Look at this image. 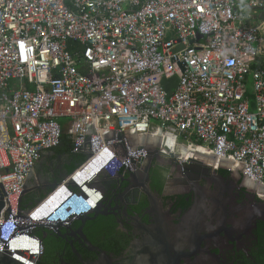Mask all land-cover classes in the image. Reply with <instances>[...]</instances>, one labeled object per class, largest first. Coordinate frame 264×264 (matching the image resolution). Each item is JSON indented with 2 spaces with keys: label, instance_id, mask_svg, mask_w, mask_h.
<instances>
[{
  "label": "built area",
  "instance_id": "1",
  "mask_svg": "<svg viewBox=\"0 0 264 264\" xmlns=\"http://www.w3.org/2000/svg\"><path fill=\"white\" fill-rule=\"evenodd\" d=\"M172 78L168 95L161 81ZM64 134L83 162L21 209ZM188 150L264 187V0H0V254L38 264L37 234L56 232L31 221L46 202L76 221L71 211H95L104 180L150 152L190 164ZM63 186L86 196L59 200Z\"/></svg>",
  "mask_w": 264,
  "mask_h": 264
},
{
  "label": "flooded vegetation",
  "instance_id": "2",
  "mask_svg": "<svg viewBox=\"0 0 264 264\" xmlns=\"http://www.w3.org/2000/svg\"><path fill=\"white\" fill-rule=\"evenodd\" d=\"M67 227L46 233L44 264H264V187L157 153L104 180L94 213Z\"/></svg>",
  "mask_w": 264,
  "mask_h": 264
},
{
  "label": "crops",
  "instance_id": "3",
  "mask_svg": "<svg viewBox=\"0 0 264 264\" xmlns=\"http://www.w3.org/2000/svg\"><path fill=\"white\" fill-rule=\"evenodd\" d=\"M69 158L71 157L66 156L64 153L59 152L57 149L45 153L42 159L36 164L33 172L27 179V193H32L36 189H38L36 187L37 183L41 181L42 190L38 194H48L51 191L53 184L55 183L53 182L55 170L62 164L67 166L68 162L70 161ZM75 160L76 158H74V161ZM74 161L73 163H70L69 167H67V173L74 164ZM67 173L66 176L61 179V182H63L66 179L67 175H69Z\"/></svg>",
  "mask_w": 264,
  "mask_h": 264
},
{
  "label": "trees",
  "instance_id": "4",
  "mask_svg": "<svg viewBox=\"0 0 264 264\" xmlns=\"http://www.w3.org/2000/svg\"><path fill=\"white\" fill-rule=\"evenodd\" d=\"M57 150L59 152L64 153L68 157L76 158V160L74 161V164L69 169L67 174H71L84 160V158L81 156H76V155L71 154L70 140H69L68 136H66L65 134L61 137L60 147L57 148ZM218 172L221 173L222 175H225V176H228L230 174L229 172L224 171V170H219ZM46 195L45 194H38L37 196H33L32 200L31 199L27 200V198L24 197L22 200L21 209L30 208L31 206H34V204L41 202L45 198ZM37 237L42 239L44 246H45V242L47 241L46 237H45V239H43V234L41 232H39L37 234ZM50 256H51V251L49 248H46L39 264H44L49 259Z\"/></svg>",
  "mask_w": 264,
  "mask_h": 264
},
{
  "label": "clouds",
  "instance_id": "5",
  "mask_svg": "<svg viewBox=\"0 0 264 264\" xmlns=\"http://www.w3.org/2000/svg\"><path fill=\"white\" fill-rule=\"evenodd\" d=\"M74 189L75 190H72V189H70V188H68L66 186H63L62 189H61V192L59 194V200H63L65 198H68L70 195H72L71 194V193H73L72 191L78 192V193H80L84 197L86 196V190H81V188L78 187V186H76ZM100 202H101V200L99 201V203ZM98 205L96 206V209H97ZM54 206H55V203L54 202H52V201L46 202L42 206V208L39 210V212L32 216V220L31 221L36 222V223L41 222V221H44V222H46L50 226L51 225H53V226L62 225L63 227L64 226H69V224L71 222H69V221H60L55 216H52V214L50 213V211L52 210V208ZM67 209H70V207H68ZM70 213H71L70 215L75 216L77 218V220L83 218L81 216V214H78L77 215L76 213H73V211H71ZM73 222H75V221H73Z\"/></svg>",
  "mask_w": 264,
  "mask_h": 264
},
{
  "label": "water",
  "instance_id": "6",
  "mask_svg": "<svg viewBox=\"0 0 264 264\" xmlns=\"http://www.w3.org/2000/svg\"><path fill=\"white\" fill-rule=\"evenodd\" d=\"M177 50L174 51L177 52ZM176 83H177V79L176 78H172L170 80H162L161 81V85L162 87L164 88L165 92L168 94V95H171L172 91L176 88ZM154 154H157V152H150L149 153V157L147 158V162L150 160V158L152 157V155ZM170 158H175L174 156H171ZM190 164H195V165H199L200 163H197L196 161L194 160H190L189 161ZM60 185V183L58 182H55L51 188V191H53L56 187H58ZM27 194V185H26V189L24 191V194H23V198L25 197V195ZM3 208V203L2 201L0 200V210ZM94 213V211H92L90 214ZM88 215L84 216V217H87ZM83 217V218H84ZM80 220V219H79ZM54 228L56 229V232L54 233L55 235H58L59 236V233H60V228H63L65 230H68V231H73L72 229L68 228L67 226H62V225H57V226H54ZM82 229L79 228V230H77V232H80ZM53 234V233H52ZM46 237V233H43V239H45ZM41 245H42V248H43V251H45V246H44V243L41 239ZM44 253V252H43ZM42 258V257H41ZM41 258L38 260V264L41 260ZM0 264H19L17 262H15L14 260L11 259L10 255L9 254H0Z\"/></svg>",
  "mask_w": 264,
  "mask_h": 264
},
{
  "label": "rangeland",
  "instance_id": "7",
  "mask_svg": "<svg viewBox=\"0 0 264 264\" xmlns=\"http://www.w3.org/2000/svg\"><path fill=\"white\" fill-rule=\"evenodd\" d=\"M186 157L188 158V157H191V158H193V157H195L193 154L192 155H190V156H188V155H186ZM38 189H36L34 192H32V193H27L26 195H25V198H27V200L29 199H31L32 200V197L33 196H37V194L38 193H40L41 192V188H42V182L41 181H39L38 183H37V186H36Z\"/></svg>",
  "mask_w": 264,
  "mask_h": 264
},
{
  "label": "bare ground",
  "instance_id": "8",
  "mask_svg": "<svg viewBox=\"0 0 264 264\" xmlns=\"http://www.w3.org/2000/svg\"><path fill=\"white\" fill-rule=\"evenodd\" d=\"M156 137H157V135H156L155 137H153L152 140H154ZM190 151H191V150H190ZM191 152H193V151H191ZM194 152H196V153H199V152H200V153H201L200 150H196V151H194ZM186 153H187V151L185 152V154H186ZM186 155H188V154H186ZM186 155L183 156L184 159H189V158H191V157H188V158H187ZM188 156H190V155H188ZM193 158H195V157H193ZM193 160H196V159H193ZM196 161H197V160H196ZM206 161H207V160H206L205 158H203V156L200 158V161L198 160V162H201V163H202V162H206Z\"/></svg>",
  "mask_w": 264,
  "mask_h": 264
}]
</instances>
